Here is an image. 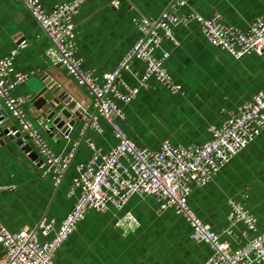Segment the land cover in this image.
<instances>
[{
  "label": "crops",
  "instance_id": "obj_1",
  "mask_svg": "<svg viewBox=\"0 0 264 264\" xmlns=\"http://www.w3.org/2000/svg\"><path fill=\"white\" fill-rule=\"evenodd\" d=\"M50 10L68 0H41ZM172 0H87L75 17L77 55L84 66L102 77L113 72L127 53L143 36L138 26L141 18H159ZM178 14L191 11L205 17L220 13L223 20L242 29L264 14V0H191L175 9ZM174 40L164 39L162 49L169 51L165 66L180 84L172 92L151 79L140 85L143 61L132 58L121 71V91L138 87V95L128 103L117 99L124 110L120 120L127 135L136 144L157 148L169 139L174 144H203L212 138L210 127L221 126L238 107L264 89V54H245L239 58L211 44L200 25L173 27ZM52 43L26 6L18 0H0V58L14 54V67L28 74V80L12 91L14 97L29 96L24 103L27 118L56 154L73 151V159L61 181L42 171L14 140L0 138V220L19 232L33 228L43 218L54 220L55 230L40 240L50 239L72 210L78 192L70 194L77 165L92 154L87 139L109 151L117 138L107 121L100 117L102 131L87 128L77 118L68 136L45 123L41 109H35L32 97L42 79L53 80L58 88L76 101L84 112L94 110L93 98L80 86L65 67L53 64L48 56ZM159 54L161 49L157 51ZM12 117L8 127L19 121ZM43 125V126H42ZM47 126V127H46ZM25 139V138H24ZM25 142L31 143L26 140ZM242 202L257 218L258 230H264V131L226 163L204 187L193 186L189 205L215 232L221 233L233 247L244 242L224 230L230 224V200ZM159 203L153 195H133L122 211L136 216L139 225L124 231L116 223L113 210H90L76 230L56 252L57 264H203L212 254L206 242L196 243L191 237L189 221L173 208L157 212ZM243 224L236 228L238 234ZM251 232L250 235H253ZM5 248L0 244V259Z\"/></svg>",
  "mask_w": 264,
  "mask_h": 264
},
{
  "label": "built area",
  "instance_id": "obj_2",
  "mask_svg": "<svg viewBox=\"0 0 264 264\" xmlns=\"http://www.w3.org/2000/svg\"><path fill=\"white\" fill-rule=\"evenodd\" d=\"M18 1L26 6L50 38L52 45L48 56L52 63L65 67L92 96L94 110L82 115L85 126L101 132L99 120L103 117L111 126L117 143L109 151H104L93 140H86L92 154L86 162L77 165V175L70 190V194L78 192L75 204L50 239L42 241L39 236H48L55 230L54 220L43 218L35 227L19 232L9 230L0 220V244L5 248L0 264H57L56 252L90 210H113L118 227L124 231L134 230L139 225L136 216L131 212H120L136 194L153 195L159 203L158 213L173 208L189 221L191 239L196 243L206 242L212 249V254L203 264H264V230H258L256 216L242 202L229 201L230 224L224 230L234 238L242 236L245 239L236 247L224 240L221 233L212 230L189 205L193 186H206L231 158L264 131V89L240 105L221 126H211L212 138L209 141L188 146L174 144L169 139L163 140L157 148L136 144L120 123L125 112L116 101L128 103L139 93L138 87L125 86V92L119 88L121 83L126 85L120 79L121 71L128 67L132 58L145 64L139 78L141 86H148L149 81L155 79L172 92L180 90V84L165 66L170 53L161 46L164 39L174 40V26L196 22L211 44L236 58L251 53L263 55L264 14L255 18L247 29H242L226 23L220 13L210 17L195 11L178 14L175 9L191 0H172L159 18L138 20L143 36L113 72L99 77L86 68L77 55L75 17L87 0H68L50 10L41 0ZM159 49L162 51L160 54L157 52ZM13 55L0 58V100L19 121V130L26 135L24 141L31 143L27 154L35 151L37 158L34 162L43 175H51L59 183L72 162L74 152L54 153L39 128L26 116L24 103L30 99L29 96L12 95L14 88L29 77L15 70ZM239 224L244 226L240 234L236 231ZM251 232L254 234L250 235Z\"/></svg>",
  "mask_w": 264,
  "mask_h": 264
},
{
  "label": "water",
  "instance_id": "obj_3",
  "mask_svg": "<svg viewBox=\"0 0 264 264\" xmlns=\"http://www.w3.org/2000/svg\"><path fill=\"white\" fill-rule=\"evenodd\" d=\"M58 87L53 80L42 79V85L32 97V103L36 110H42L45 123L49 121L51 129L56 132L59 130L61 135H66L70 132V127L75 124L77 118H82L84 110L76 104L72 97ZM11 118L5 113L4 108H0L1 141L14 140L27 153L31 150V145L24 141L25 133L19 130L16 124L7 126L12 120ZM29 156L33 159L37 158L35 151H31Z\"/></svg>",
  "mask_w": 264,
  "mask_h": 264
}]
</instances>
